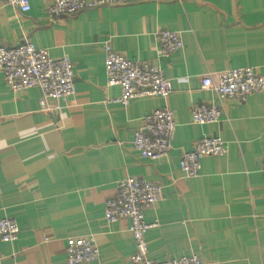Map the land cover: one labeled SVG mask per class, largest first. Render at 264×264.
<instances>
[{
	"label": "crops",
	"instance_id": "obj_1",
	"mask_svg": "<svg viewBox=\"0 0 264 264\" xmlns=\"http://www.w3.org/2000/svg\"><path fill=\"white\" fill-rule=\"evenodd\" d=\"M50 0H29L30 10L0 0V46L25 38L50 56L73 62L75 94L39 104L41 90L13 93L0 72V217L16 220L15 242L0 240V264H66L65 240L92 236L99 258L80 264H133L129 220L109 222L105 201L117 182L134 177L162 185V199L144 211L149 255L173 259L197 254L205 264H264V91L245 101L218 100L201 87L228 68L252 67L264 75V0H140L102 5L50 18ZM180 32L183 45L159 56L157 33ZM134 62L162 67L171 81L166 96L126 105L108 86L104 48ZM215 101L218 122L197 124L191 111ZM174 113L167 156L141 157L133 133L151 110ZM225 141L221 156L201 159L197 176L179 166L199 138Z\"/></svg>",
	"mask_w": 264,
	"mask_h": 264
},
{
	"label": "built area",
	"instance_id": "obj_2",
	"mask_svg": "<svg viewBox=\"0 0 264 264\" xmlns=\"http://www.w3.org/2000/svg\"><path fill=\"white\" fill-rule=\"evenodd\" d=\"M22 12L30 10L29 0H3ZM140 0H50L46 12L50 18L72 15L81 10L102 5H118ZM159 56H168L182 47L180 32L162 29L157 33ZM104 70L108 86L118 85L120 95L115 99L126 105L130 99L158 95L166 97L171 92V81L161 66L149 61L134 62L114 51L109 43L103 45ZM0 72L4 83L13 93L30 87H39L42 109H48L47 98L62 100L75 94L73 62L68 56L52 57L47 48H36L28 39L5 47L0 46ZM201 87L213 90L218 98L243 102L251 94L264 91V75L252 67L228 68L217 80L211 74L201 78ZM223 113L215 101L203 102L193 107L191 120L197 124L218 122ZM176 122L168 107L151 110L143 117L141 126L134 131L131 144L143 158L160 159L167 156L174 138ZM226 152L225 141L216 136H204L194 146L181 154L179 166L187 176H197L201 159L221 156ZM264 173V153L261 157ZM162 199V185L134 177H125L116 184L114 196L104 204V218L109 222L126 218L135 250L129 256L133 264H205L197 254H183L173 259H153L149 255L147 231L157 226V221H146L144 211ZM20 229L15 219L0 217V240L15 242ZM66 264H80L99 258V249L92 236H73L65 240Z\"/></svg>",
	"mask_w": 264,
	"mask_h": 264
}]
</instances>
